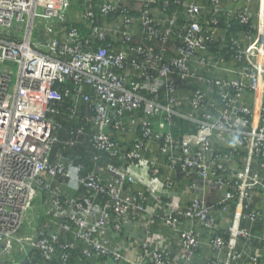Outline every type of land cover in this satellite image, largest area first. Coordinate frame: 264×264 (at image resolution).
Masks as SVG:
<instances>
[{"label":"built area","instance_id":"built-area-1","mask_svg":"<svg viewBox=\"0 0 264 264\" xmlns=\"http://www.w3.org/2000/svg\"><path fill=\"white\" fill-rule=\"evenodd\" d=\"M100 1L0 0V264H264V0ZM77 7L85 35L36 44Z\"/></svg>","mask_w":264,"mask_h":264},{"label":"trees","instance_id":"trees-1","mask_svg":"<svg viewBox=\"0 0 264 264\" xmlns=\"http://www.w3.org/2000/svg\"><path fill=\"white\" fill-rule=\"evenodd\" d=\"M92 1V5H91V9H92V11H96V9L99 7V5H100V0H91ZM126 5V4H125ZM95 14H96V20L98 21V22H100L102 19H101V16L99 15V12L98 13H96L95 12ZM235 26H238V28H242V27H240V25H235ZM99 44L98 43H95V46L97 47ZM177 82V84H178V89H177V94H181V93H183V92H185V91H189V90H192V89H194L195 88V85L194 84H191V83H189V84H187V83H181V82H178V81H176ZM70 101L72 102V100L70 99ZM66 103V102H65ZM66 107H67V104H66ZM83 110H85L87 113H89V102H87L86 104H84L83 105ZM173 119H175L177 122H176V125H177V127H175L174 129H173V131H172V137H173V139L174 140H178V139H181V137H182V135H184V134H191V133H194L195 132V127H194V125H191L190 123H188V122H182L181 121V119L180 118H178V117H173ZM75 125H77V124H80V123H82L81 121H79V120H75L74 122H73ZM115 138H117V136H115ZM127 143H128V141H121V140H119V148H118V162L119 163H121L122 164V162H121V160H120V158L121 159H124V157H123V155H124V153H125V149H126V147H127ZM78 149H80V150H78L77 151V154L79 155V157L81 158V160L84 162V163H89V164H87V166H86V169L87 170H91L92 169V167H91V165H93L94 163L96 164V165H98L99 167H102L103 166V164L104 163H110V160H109V158L106 156V155H104L99 161H97V162H91L90 161V155H93V154H98V153H96V152H94V151H92V150H89V152L85 149V148H83V147H77ZM59 149H62L60 146H56L55 147V150H59ZM63 154H64V156H71V149L69 148V149H64L63 150ZM90 154V155H89ZM155 155H156V153H155ZM88 156H89V158H88ZM118 163V164H119ZM117 164V165H118ZM158 166H159V169H160V163H158ZM166 171V169L163 167V168H161L160 169V172H159V176H162V172L164 173ZM102 173H105L104 171L102 172ZM176 177L177 176H174V178L173 179H176ZM177 181L176 182H178V183H175V184H180V183H182L181 181L182 180H180V179H176ZM219 191L218 190H216V189H213L212 188V194H211V196H209V197H207L206 198V200H207V202L208 203H212V202H214V201H216L215 199H214V197L216 196V194L218 193ZM85 193L86 194H89L90 193V191H85ZM77 194H81V192H80V190L77 192ZM92 200H93V202L94 203H97V204H108L110 201H109V199H108V197H106V196H103V195H98V197H96V198H92ZM111 204L109 203V206H110ZM215 209H217V208H215ZM228 212H230V211H228ZM125 236H126V233H125ZM180 243L178 242L177 243V246L179 245ZM79 254L80 253V249H78V250H76L75 252H74V255H76V254ZM164 257L166 258V259H168L169 261H170V263H172V264H179L181 261L180 260H175V257L173 256V254H171V253H168V252H165L164 253ZM194 257H195V261H194V263L193 264H198V259H199V255H198V253H195L194 254ZM55 263H57L58 264V262H55ZM182 264H184V263H182Z\"/></svg>","mask_w":264,"mask_h":264},{"label":"crops","instance_id":"crops-1","mask_svg":"<svg viewBox=\"0 0 264 264\" xmlns=\"http://www.w3.org/2000/svg\"><path fill=\"white\" fill-rule=\"evenodd\" d=\"M40 20H37L35 22L34 25V29L32 31V35L34 38V41L36 42V44H39L43 41L46 40H50L52 38H59V37H64L66 35V29H65V25H74V26H78L81 27V31L84 33V35L88 32V29L86 28V26L83 25L82 22V12L80 7L78 8H73L70 10L69 15H67L66 17H64V24L59 23L55 18L51 19L49 22V27H50V31H43L40 27L41 25ZM121 162H124V159H121ZM155 167L159 169V166L157 165V162L155 164ZM145 168V167H144ZM160 172V169H159ZM144 176L146 177V182L145 184L141 185V189L145 191L150 203L151 201H153L155 199V197L160 196L161 192H160V183H157L156 186H150L148 185V180H149V172L148 171H143ZM159 173L153 174L154 176H158L160 179H162L163 176H159ZM134 175L139 176L142 175L141 171H135ZM183 183L175 184L173 189L171 190V192L173 194L176 195L177 199L179 200V203L182 204L185 197L187 196L186 194L183 193V187L182 186ZM206 191L210 192L209 196H211L212 194V190L210 191L208 187H206ZM142 225L139 223H134L131 224L130 226H128V230L130 231L129 234L140 238L142 235V231H141ZM164 232V231H163ZM165 234V233H164ZM154 240V239H153ZM170 244H168L166 241H162V246L166 247L168 249H170L171 254H173V256L176 257L177 252H178V247H177V240H173L169 242ZM200 256V254H199Z\"/></svg>","mask_w":264,"mask_h":264}]
</instances>
